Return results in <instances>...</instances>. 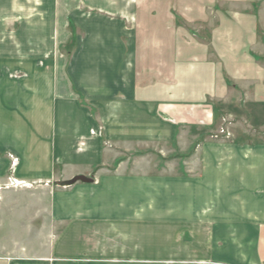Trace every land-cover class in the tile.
<instances>
[{
	"label": "crops",
	"instance_id": "crops-1",
	"mask_svg": "<svg viewBox=\"0 0 264 264\" xmlns=\"http://www.w3.org/2000/svg\"><path fill=\"white\" fill-rule=\"evenodd\" d=\"M199 1L208 5L209 16L193 21L216 20L212 5L221 1ZM20 3L32 4L35 14H19L10 34L0 29V71L21 62L32 75L9 82L0 76V179L13 173L25 181L59 182L75 175L93 181L53 189L48 235L25 241L26 248L0 252V264H264V142L205 143L206 136L198 134L212 127L188 125L175 116L183 109L172 107L210 95L201 76L203 66H215L197 60L187 77L181 74L185 61L175 53L191 34L177 24L185 17L169 12L171 0ZM147 4L151 11L141 13ZM210 32V45L199 48H217L216 31ZM67 43L70 48H63ZM147 43L161 54L175 48L172 63L162 56L176 72L174 88L157 86L154 69L140 65L139 48ZM61 63L62 74L53 73L52 66ZM211 77L215 81L214 73ZM7 82L10 89L3 87ZM187 84L199 88L189 94ZM43 112L48 122L38 125L35 116ZM159 114L174 116L171 124ZM184 132L198 136L191 159H177L170 167L161 157L150 169L149 158H136L143 143L180 146ZM225 147L230 155L221 160L215 150ZM9 151L18 157L13 170ZM127 183L130 189L122 187ZM70 191L79 192L83 204L65 202ZM19 243L12 235L5 245Z\"/></svg>",
	"mask_w": 264,
	"mask_h": 264
},
{
	"label": "rangeland",
	"instance_id": "rangeland-1",
	"mask_svg": "<svg viewBox=\"0 0 264 264\" xmlns=\"http://www.w3.org/2000/svg\"><path fill=\"white\" fill-rule=\"evenodd\" d=\"M10 1L12 3H9ZM22 1L24 2L25 0H9L5 4H0V29L3 28L10 34V31H15L19 14L28 13L31 14V17L35 14V7L30 3L22 5L20 3ZM173 1L171 0L172 3L168 5L169 12L173 15L174 13H179L180 17H185L184 20L177 22V24L185 26L187 33L191 34V36L194 34V37L187 35L183 48L180 49V54L175 53V55L185 61V64L181 65V74L185 73L184 75L187 77L189 69L193 68L192 63L197 60L206 61L215 66L213 69L209 68V64L208 66H203L204 69L201 76L203 82H207L204 87L210 95H207L203 101L191 100L186 102L185 106L172 107V111L178 112V110H181L180 108L184 110L180 111L184 115H179L180 112H178L179 114L175 116H178V120H184L188 125L191 124L190 122H197L202 126L212 127L210 132L202 131L198 134L200 139L206 136L202 140L205 143L208 141L217 143L233 141L236 143L238 140L247 141V139L251 143L254 141L258 143L264 142V0H225L227 2L219 0V2L221 1L220 3L212 5V8L217 10V19L212 22L207 20L193 21L197 18V15L202 17L209 16L207 12L208 5L205 8L200 4L199 0H183L181 5H175ZM197 1L198 4L196 3ZM229 1H234L235 3ZM168 6L163 8L166 9ZM153 8L159 7L153 6ZM151 9L152 6L147 4L143 9H140V12L147 14ZM164 11L163 9L161 10L163 13ZM194 23H197L196 29L192 26ZM14 24L15 26H13ZM210 29L216 31L217 36L214 40L217 48H202L203 45L209 46L211 39H213L210 37ZM147 35H144V37L149 40V32ZM200 44L202 45L201 48H199ZM69 45L67 43L63 48H70ZM139 49L138 61L140 65L154 69L156 76L154 82L157 83V86L160 87V83H163L161 85L166 88H174L176 86V72L170 67L175 59L173 53L175 48H169L168 54H161V49L156 48V46L149 48V43L145 45V48ZM162 56H169L170 67L162 63ZM6 65L7 70L0 71V76L6 77L8 82L20 78L22 80L28 79L32 75V72L23 67L21 62H12V64ZM63 69L65 70L63 63L52 66L53 73L55 72L57 75L62 74ZM204 71L206 72L204 73ZM213 73L216 77L215 81L211 79ZM198 77L199 75L197 74L195 76L196 81L201 79V77ZM8 82L3 87L10 89ZM198 86V84H187V93L193 94L192 90L196 87L199 88ZM25 90L28 89L26 88ZM190 96L192 98L193 95H189V98ZM172 111L162 112L172 113ZM200 114L202 115L201 119L199 118ZM173 117L171 114L165 116L159 114L158 116L161 121H166L170 124ZM35 122L38 125L46 124L48 122V112L35 116ZM19 123H22L21 120ZM245 132H248V135ZM192 135L194 133H181L179 136L180 146L175 144L143 143L137 150L138 156L136 158H149V168L152 169L160 163L157 159L163 157L171 161L170 167H172L177 159L186 158L187 160L192 158L191 152L194 150L192 143L196 142L194 140L198 137L197 135L195 137ZM122 143L126 144L127 147L130 145L127 140ZM228 150L227 147L215 150L217 158L225 160L226 156L230 155ZM200 152L199 149L196 153L197 155H193L195 156V161L199 158ZM248 152L250 153V151L246 150L245 154ZM6 157L10 161V169L13 170L18 164V157L10 151L6 153ZM140 165L141 169L146 168V164H139L138 167ZM194 168V165L191 166L190 171ZM239 168L242 169V166H239ZM17 176H13V173H11L10 176L0 179V252L9 247L26 248L28 246L25 241H34L38 235L47 236L49 232L47 225L51 220L48 204L51 191L53 189H71L69 188L70 185L61 186L53 180L25 181ZM190 186L187 184L186 188L195 190ZM122 187L130 189L131 185L127 183ZM92 188L99 190L98 188L103 187L93 185ZM62 193L63 191L59 194L62 195ZM78 194L79 192L70 191L69 194L64 195L65 199L63 200L65 202H69L68 200H79L78 205H81L83 201ZM99 194H102V192ZM109 199L114 204L117 198L112 197ZM109 199L107 198V201ZM103 200L105 198L102 199V204H104ZM12 205L14 206L7 208ZM12 235L15 236L16 242L20 241V243L13 246L5 245ZM39 247L35 246V248Z\"/></svg>",
	"mask_w": 264,
	"mask_h": 264
},
{
	"label": "water",
	"instance_id": "water-1",
	"mask_svg": "<svg viewBox=\"0 0 264 264\" xmlns=\"http://www.w3.org/2000/svg\"><path fill=\"white\" fill-rule=\"evenodd\" d=\"M77 181H81V182H92L93 179L84 175H75L72 178H70L69 180H64V181H59L57 182L58 185L61 186H68L71 185Z\"/></svg>",
	"mask_w": 264,
	"mask_h": 264
}]
</instances>
